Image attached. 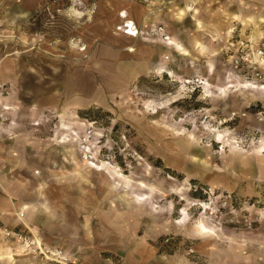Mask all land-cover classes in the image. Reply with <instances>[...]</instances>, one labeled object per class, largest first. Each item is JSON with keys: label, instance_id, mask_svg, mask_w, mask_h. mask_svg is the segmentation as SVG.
<instances>
[{"label": "rangeland", "instance_id": "1", "mask_svg": "<svg viewBox=\"0 0 264 264\" xmlns=\"http://www.w3.org/2000/svg\"><path fill=\"white\" fill-rule=\"evenodd\" d=\"M150 1L0 0V264H264V0Z\"/></svg>", "mask_w": 264, "mask_h": 264}, {"label": "crops", "instance_id": "2", "mask_svg": "<svg viewBox=\"0 0 264 264\" xmlns=\"http://www.w3.org/2000/svg\"><path fill=\"white\" fill-rule=\"evenodd\" d=\"M151 2V4L152 3H156V4H159V7H163V8H165L164 10H162L161 8H159V10H152V11H150L149 13H148V15H146V17L144 18V22L145 23H147L148 25H154L155 23H156V21L157 20H159L160 18H161V16L163 15L162 13H168L167 11H171L172 12V14L173 15H175V17H177L176 19L178 20V16H179V10L182 8V7H184V6H182V7H179V6H176V5H174L170 0H151L150 1ZM200 6H202V5H199L198 7H196L197 8V12H198V10H199V8H200ZM202 7H204V6H202ZM207 7V6H206ZM168 9V10H167ZM149 10H151V7L149 6ZM162 11V12H161ZM219 10H216V8H213V9H210V12H214V15H217L216 17H215V19H213L211 22H210V24H211V26H212V30L213 31H215L216 32V34H218L219 33V35H220V37H225L226 35H228L229 34V29H226V28H228V25L226 24V22H227V20L230 18V17H235V15H237V13H233V16L231 15L230 16V12L229 11H224V14L225 15H223V14H221V12L219 11ZM196 12V13H197ZM194 13H195V11H194ZM220 13V14H219ZM133 18V17H132ZM134 19V18H133ZM197 19H199V18H197ZM248 19V18H247ZM203 20H204V22L206 23V24H208V19H207V17H203ZM134 21H135V19H134ZM201 21V20H200ZM199 25H201V22H200V24ZM127 26H129V28L128 29H125V27L122 29V31H126L128 34L127 35H129V36H133L132 35V26L129 24V23H127ZM135 30V29H134ZM224 32L226 33V35L224 36ZM211 37H216V36H214V35H212ZM171 38H175V39H177V41L180 43V44H182L184 47H186L185 45H184V43L181 41V39H179L178 38V36L174 33H171ZM197 39V37H193V43L191 42L192 41V39H191V41H190V43L193 45V46H197V45H199L200 43H198V44H196V42H199V40H196ZM215 39V38H214ZM176 40H174L173 39V41H172V43H170V44H168V43H161L160 42V44H161V46H162V48L163 49H169V50H171V52H179L178 50H176L175 49V47H177V46H179V43L177 42ZM181 41V42H180ZM201 41V40H200ZM190 43H189V45H190ZM203 44V43H202ZM203 47H204V44H203ZM186 49H188L187 47H186ZM200 49V48H199ZM189 50V49H188ZM166 51V50H165ZM201 51V50H200ZM162 52V51H161ZM88 165V164H87ZM92 168V167H91ZM99 173V172H98ZM81 178L82 179H85V177H83V176H81ZM112 180V179H111ZM112 182H113V184L115 185V182L112 180ZM24 207L26 208V211L28 210V205H26V204H24ZM26 214V213H25Z\"/></svg>", "mask_w": 264, "mask_h": 264}, {"label": "built area", "instance_id": "3", "mask_svg": "<svg viewBox=\"0 0 264 264\" xmlns=\"http://www.w3.org/2000/svg\"><path fill=\"white\" fill-rule=\"evenodd\" d=\"M124 24L126 25L127 22L124 21ZM133 25L135 26V24L133 23ZM129 26L125 27V29H128ZM252 53H253V60H254V63H257V64H261L262 67H263V70H264V36L261 37L259 39V42L257 43V45L255 47H253V50H252ZM248 53L242 55L241 57L245 60H247L249 57L247 56ZM249 60V59H248ZM236 62H239L240 59H235ZM261 75V74H259ZM262 76V75H261ZM89 148V147H88ZM91 156V155H90ZM89 156V157H90Z\"/></svg>", "mask_w": 264, "mask_h": 264}, {"label": "bare ground", "instance_id": "4", "mask_svg": "<svg viewBox=\"0 0 264 264\" xmlns=\"http://www.w3.org/2000/svg\"><path fill=\"white\" fill-rule=\"evenodd\" d=\"M161 32V38H162V40L164 41V42H166V43H168V44H170V43H172V40H171V37H170V34H167L164 30L162 31H160ZM260 35V34H259ZM258 35V36H259ZM186 81L187 82H191L192 80L191 79H186ZM206 84H207V82L205 81V86H206ZM248 86V85H247ZM86 160H87V163H89V164H92V165H95V164H97V165H101L103 162H106V161H102V160H97V158H96V156L95 155H91L90 157L89 156H87L86 158H85ZM106 163H108V162H106ZM51 254H57L58 253V251H57V253L55 252V251H53V250H51V251H49Z\"/></svg>", "mask_w": 264, "mask_h": 264}]
</instances>
